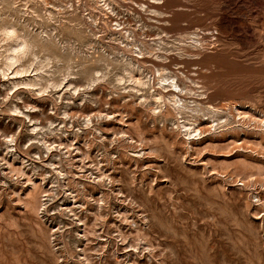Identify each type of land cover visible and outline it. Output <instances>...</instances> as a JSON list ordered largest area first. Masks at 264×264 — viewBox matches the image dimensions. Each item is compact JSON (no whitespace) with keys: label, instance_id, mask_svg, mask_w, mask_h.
<instances>
[{"label":"rangeland","instance_id":"374dc122","mask_svg":"<svg viewBox=\"0 0 264 264\" xmlns=\"http://www.w3.org/2000/svg\"><path fill=\"white\" fill-rule=\"evenodd\" d=\"M0 264H264V0H0Z\"/></svg>","mask_w":264,"mask_h":264},{"label":"clouds","instance_id":"9594fccd","mask_svg":"<svg viewBox=\"0 0 264 264\" xmlns=\"http://www.w3.org/2000/svg\"><path fill=\"white\" fill-rule=\"evenodd\" d=\"M3 38L5 40L13 38L16 33L13 28H6L2 30ZM30 53V46L25 41L20 44V46L11 49L8 56L5 57L4 68L8 69L10 66H17L22 63H27V56ZM7 74V72L5 73Z\"/></svg>","mask_w":264,"mask_h":264},{"label":"bare ground","instance_id":"6f19581e","mask_svg":"<svg viewBox=\"0 0 264 264\" xmlns=\"http://www.w3.org/2000/svg\"><path fill=\"white\" fill-rule=\"evenodd\" d=\"M184 35H185V34H184ZM189 35H190V34H189ZM195 36H196V35H195ZM188 37H189V36H188ZM198 40H199V39H198ZM200 41H201V40H200ZM197 43H198V42H197ZM158 70H159V69H158ZM163 71H164V70H163ZM163 71H162V72H163ZM160 74H161V73H160ZM160 78H161V77H160ZM161 79H162V78H161ZM173 80H174V79H173ZM173 82H174V81H172V83H173ZM172 85H173V84H172ZM174 87H176V84H175ZM171 95H172V94H171ZM171 98H172V97H171ZM173 98H174V96H173ZM173 98H172V99H173Z\"/></svg>","mask_w":264,"mask_h":264},{"label":"snow or ice","instance_id":"6c2138e0","mask_svg":"<svg viewBox=\"0 0 264 264\" xmlns=\"http://www.w3.org/2000/svg\"><path fill=\"white\" fill-rule=\"evenodd\" d=\"M8 139H9V140H11L12 138H11V137H9Z\"/></svg>","mask_w":264,"mask_h":264}]
</instances>
